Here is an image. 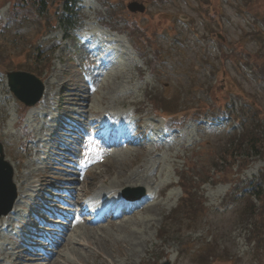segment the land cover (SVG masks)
Instances as JSON below:
<instances>
[{
	"label": "rangeland",
	"instance_id": "rangeland-1",
	"mask_svg": "<svg viewBox=\"0 0 264 264\" xmlns=\"http://www.w3.org/2000/svg\"><path fill=\"white\" fill-rule=\"evenodd\" d=\"M17 1L0 0V145L23 198L0 220V264H30L29 252L44 264H264V0H80L72 28L59 24L63 0H48V19ZM131 1L145 2V12L131 13ZM90 36L104 66L88 53ZM14 70L45 82L35 109L9 91ZM96 118L111 131L139 119L142 136L125 131L128 139L114 140L125 145L103 163L88 131ZM70 121L81 126L66 133L76 138L67 145L77 140L75 159L62 162L46 140ZM170 124L182 130L166 131ZM238 134H260V154L232 157ZM138 181L150 182L149 208L97 228L76 224L57 256L16 236L46 238L65 200L104 201Z\"/></svg>",
	"mask_w": 264,
	"mask_h": 264
},
{
	"label": "water",
	"instance_id": "water-1",
	"mask_svg": "<svg viewBox=\"0 0 264 264\" xmlns=\"http://www.w3.org/2000/svg\"><path fill=\"white\" fill-rule=\"evenodd\" d=\"M132 12H144L143 3L132 1L128 4ZM8 84L14 95L25 105H35L43 96L44 85L36 76L26 72H12L8 74ZM0 216L8 214L17 198V192L13 184V169L4 160L2 150H0ZM164 264H170L166 262Z\"/></svg>",
	"mask_w": 264,
	"mask_h": 264
},
{
	"label": "trees",
	"instance_id": "trees-1",
	"mask_svg": "<svg viewBox=\"0 0 264 264\" xmlns=\"http://www.w3.org/2000/svg\"><path fill=\"white\" fill-rule=\"evenodd\" d=\"M20 2L17 1L16 3L19 6L20 10H23V8L27 7L25 6V2H27L28 7L31 6L37 9L39 16H42L44 18L47 17L48 19V16L50 14L49 13L50 8L47 6L48 0H20ZM62 2H63V6L60 9L62 10L61 12L62 14L59 18V21L62 22L64 20L63 23L66 24L68 28H71V26L73 25V20L72 17H70V15H74V12H72V7H74V5L77 4V0H63ZM65 14L69 15V17L65 18L64 16ZM231 141L232 142L229 143V147H228L229 150L227 152L230 153L232 157H241V158L244 157L246 159H249L248 157L259 155L262 149V140L260 139L259 135L247 134V135H242V137L234 136ZM183 181L191 183L193 180L188 181L183 178ZM189 192L190 190H188L185 187L184 188L185 197L186 196L188 197Z\"/></svg>",
	"mask_w": 264,
	"mask_h": 264
},
{
	"label": "bare ground",
	"instance_id": "bare-ground-1",
	"mask_svg": "<svg viewBox=\"0 0 264 264\" xmlns=\"http://www.w3.org/2000/svg\"><path fill=\"white\" fill-rule=\"evenodd\" d=\"M97 49H99V47H97ZM83 91V90H82ZM84 99V98H83ZM87 99V98H86ZM85 100V99H84ZM82 101L83 103H87L88 101ZM88 104V103H87ZM75 108V107H74ZM91 109V108H90ZM87 111V110H86ZM80 112V111H79ZM92 113V112H91ZM75 114H79L78 112H76ZM91 116V115H90ZM79 117L81 118V115H79ZM75 119V118H74ZM73 119V120H74ZM87 121V120H86ZM70 127H71V129L72 130H74V131H76L74 128H73V125H77L78 127H81L78 123H75V122H72V121H70L69 122V124H68ZM97 129V128H96ZM58 130H60V133H59V135L58 136H56V135H54V134H52L51 136H52V138H51V143H52V147H53V152H55L54 153V157L56 156V158H58L59 160H62V162H63V160H64V158H66V155H65V153H66V151H65V147H66V145L68 144V143H70V141L71 140H67V138L66 137H69V136H65V137H63L62 136V133H65L66 132V129L64 128V126L61 128H58ZM69 131V130H68ZM81 131V130H80ZM78 134V133H77ZM76 134V135H77ZM80 134V133H79ZM42 135V134H41ZM71 135V134H70ZM55 137V138H54ZM70 138H73V140H75V138L74 137H70ZM50 139H48V141H49ZM47 142V141H46ZM72 142V141H71ZM50 143V142H49ZM73 143H76V142H73ZM118 154V153H117ZM69 162V161H68ZM71 163V162H70ZM69 164V163H68ZM75 174V173H74ZM74 174H72V175H74ZM71 175V176H72ZM141 175H143V174H141ZM75 176V175H74ZM131 176H133L132 174H131ZM130 177V176H129ZM139 178H141L140 176H139ZM142 180V179H141ZM143 180H145L144 178H143ZM132 181V180H131ZM131 181H129L130 183H131ZM116 182V181H115ZM119 182V181H118ZM127 182V181H126ZM132 183H133V181H132ZM135 183V182H134ZM138 183H140V184H138V185H142V184H144V185H142V186H145L146 187V189L148 190V185L147 184H149L147 181L146 182H143V181H138ZM123 184H125L124 182H123ZM122 184V185H123ZM129 184V183H128ZM116 185H118V184H116ZM121 185V186H122ZM148 187H147V186ZM107 186V185H106ZM114 186V185H113ZM141 186V187H142ZM19 187H21V186H19ZM115 187V186H114ZM118 187H120V186H118ZM112 189V188H111ZM115 189V188H114ZM117 189V188H116ZM115 192V191H114ZM116 192H119V190H116ZM21 197V196H20ZM113 200L114 201H111V204H113V207L114 208H116V207H121L122 206V204H132L131 206V209L128 211V212H126V211H122V215H127V214H129V215H131V214H135V213H137V212H139L140 210L139 209H147V208H149L150 206H147V207H143L142 206V203H150L152 200H153V198H151L150 200H148V198H147V196H146V202H141L140 201V203H134V202H128V201H125L124 199H115V196L113 197ZM17 203H19V201L17 202ZM105 205L106 204H104L103 205V208L105 207ZM74 207H76V206H74ZM105 209V208H104ZM106 209H108V208H106ZM105 209V210H106ZM16 212V210L12 213V214H14ZM101 211H97V212H90V214H94V215H96V214H98V213H100ZM110 213H114V212H110V211H106V217H107V219H109V215H110ZM136 215V214H135ZM106 219V220H107ZM103 221V219H98L95 223H93L94 225H98L99 223H101ZM9 226H11V224L9 225ZM64 231H62V230H60V233H61V235H64L65 234V236H66V238H67V240H65L64 242H61V243H59L58 244V246L59 247H62V246H64V245H66L67 244V241L68 240H70V234H69V230L70 229H67V227L66 228H62ZM54 236L52 235L50 238H53ZM55 238V237H54ZM26 242H29V241H26ZM30 243V242H29ZM35 251H37V250H35ZM35 254V253H34ZM59 254V250L56 252V256ZM16 259H18V258H16ZM20 259V258H19ZM28 260L30 261L31 260V262L33 263V264H44V262H45V260L43 261V263H40V262H38V261H36L37 259H32L31 258V256H29V258H28ZM30 262V264H32ZM53 261H50L49 263H52ZM48 263V264H49ZM10 264H12V263H10Z\"/></svg>",
	"mask_w": 264,
	"mask_h": 264
}]
</instances>
